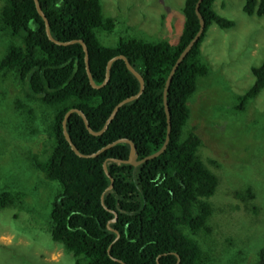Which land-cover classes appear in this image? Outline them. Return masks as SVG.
<instances>
[{
	"label": "trees",
	"instance_id": "trees-1",
	"mask_svg": "<svg viewBox=\"0 0 264 264\" xmlns=\"http://www.w3.org/2000/svg\"><path fill=\"white\" fill-rule=\"evenodd\" d=\"M0 1V31L14 37L0 57V73H14L26 98L53 109L42 149L32 155L34 168L59 187L49 214L51 239L71 254L73 264H213L192 234L209 231L213 212L209 198L216 191L218 179L198 155L202 140L195 127H184L190 113L187 100L196 91L197 79L209 72L201 52L206 31L212 24L229 28L233 21L215 11V0H201L203 31L179 63L167 90L170 132L166 148L133 166L109 160L126 159L129 144L119 142L93 157H80L71 149L62 129L65 112L75 107L98 131L113 107L138 91V80L124 60L115 59L107 83L94 88L88 80L79 42H51L33 0ZM38 2L53 38L81 39L86 44L95 83L104 80L107 61L119 54L144 80L142 93L120 106L99 135L86 129L78 113H71L66 130L76 148L94 153L125 137L135 144L137 159L159 150L167 136L165 80L199 28L197 0L183 1L181 33L174 43L130 37L120 38L114 45H104L97 37V31L114 27L113 18L103 15L100 0ZM242 11L264 17V0H244ZM251 72L253 83L235 96V110H244L264 87V58L251 67ZM104 161L113 178V186L107 191L109 178ZM22 195L14 189L0 190V209L16 205ZM243 196L253 198L250 188ZM111 210L117 216L109 226L118 232L117 238L114 230L107 229L113 218ZM254 264H264V246L259 248Z\"/></svg>",
	"mask_w": 264,
	"mask_h": 264
},
{
	"label": "rangeland",
	"instance_id": "rangeland-1",
	"mask_svg": "<svg viewBox=\"0 0 264 264\" xmlns=\"http://www.w3.org/2000/svg\"><path fill=\"white\" fill-rule=\"evenodd\" d=\"M100 1L103 15L114 20L110 31H97L104 45L130 37L174 43L181 33L184 0ZM243 3L214 1L215 11L234 24L208 27L201 52L209 72L187 100L184 129L195 127L202 140L198 155L218 179L209 198V231L192 234L213 264H254L264 246V87L244 110L234 109L235 96L253 83L251 67L264 58V17L244 13ZM10 41L14 37L0 31V57ZM52 116V108L26 98L14 73H0V190L23 194L16 205L0 209V264H73L49 233L59 187L32 162ZM247 188L251 199L243 196Z\"/></svg>",
	"mask_w": 264,
	"mask_h": 264
},
{
	"label": "water",
	"instance_id": "water-1",
	"mask_svg": "<svg viewBox=\"0 0 264 264\" xmlns=\"http://www.w3.org/2000/svg\"><path fill=\"white\" fill-rule=\"evenodd\" d=\"M33 1H34L35 8H36L38 14L41 16V18L44 21L45 32H46V35H47L48 39L51 42L56 43V44H60V45H66V44H70V43H74V42H79L81 44L82 49L84 51L85 70H86V73H87V76H88L89 83L91 84L92 87H94V88H100L101 86H103L104 84L107 83V81L109 79V76H110L111 64L117 58H121V59L124 60L127 69L135 76V78L138 80V83H139V89H138V91L135 94H133L131 96H128V97L120 100L113 107L111 113L107 117V119L104 122L102 128L100 130H98V131L93 130L89 126V123H88V120H87L85 114L80 109L75 108V107L68 109L65 112L64 117H63V120H62V129H63L64 137L68 141L71 149L78 156H80V157H93V156L97 155L98 153H100L101 151L105 150L109 146H112V145H114L116 143H119V142H124V143L129 144L128 157L126 159H115V158H111L109 160L116 161V162H119V163L120 162L121 163H128V164H131L133 166H137V165L141 164L142 162H145V161H147L150 158L156 157L161 152H163L164 149L166 148V144H167L168 137H169V132H170V112H169V108H168V104H167V90H168V86H169V83H170V81L172 79V76H173L176 68L178 67L179 63L185 57V55L188 53V51L191 49V47L193 46V44L198 40L199 36L201 35V33L203 31L204 21H203V18L201 16L200 12H199V4H200L201 0H197V2L195 4V13H196V15H197V17L199 19V28H198L197 32L195 33V35L189 40V42L181 50L180 54L176 58L173 66L171 67V69H170V71H169V73L167 75V78L165 80L164 90H163V103H164V110H165V113H166V120H167V136H166V139H165L163 145L161 146V148L159 150H157L156 152H153V153H151V154H149L147 156H144L141 159H137L136 147H135V144L133 143V141L130 140V139H128V138H125V137H121V138H118V139L112 141L111 143H109L106 146H103L102 148L98 149L94 153H83V152H80L76 148V146L73 144V142L71 141V138H70V136H69V134H68V132L66 130V120H67L68 116L71 113L76 112V113H78L81 116V118H82V120L84 122V125H85L86 129L91 134H93V135H99V134H101L107 128L108 124L113 119V117L115 116V114L118 111V109L120 108V106H122L123 104H125V103H127V102H129V101H131V100H133L135 98H137L142 93L143 88H144V80H143V77L141 76V74L137 70H135V68L130 64V62L128 61V59L123 54H119V55H115V56L111 57L107 61V64H106V67H105L104 80L101 83H98V84L95 83L94 80H93V78H92V76H91V71H90L89 63H88V51H87L86 44L83 42V40H81V39H73V40H69V41H59V40L53 38L52 35H51V33H50L49 22L47 20V17L45 16L44 12L42 11L41 6H40L38 0H33ZM103 169H104V172H105L106 176L109 178V185L107 186V188L105 190V191H107V190H110L112 188V186H113V178L111 177V175L109 174V172L107 170V166H106V162L105 161L103 162ZM101 202L103 203V194L101 195ZM111 211L113 213V218H111L108 221L107 229L114 230V229H112L109 226V223L115 221L116 216H117V213L115 211H113V210H111ZM114 231L116 233V238H117L119 234H118V232L116 230H114Z\"/></svg>",
	"mask_w": 264,
	"mask_h": 264
}]
</instances>
